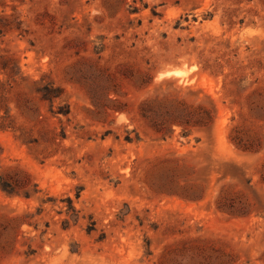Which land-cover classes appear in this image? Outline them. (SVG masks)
<instances>
[{"label":"rangeland","instance_id":"rangeland-1","mask_svg":"<svg viewBox=\"0 0 264 264\" xmlns=\"http://www.w3.org/2000/svg\"><path fill=\"white\" fill-rule=\"evenodd\" d=\"M0 177V264H264V0H0Z\"/></svg>","mask_w":264,"mask_h":264},{"label":"trees","instance_id":"trees-1","mask_svg":"<svg viewBox=\"0 0 264 264\" xmlns=\"http://www.w3.org/2000/svg\"><path fill=\"white\" fill-rule=\"evenodd\" d=\"M149 81L140 79V87L148 86ZM172 84L170 79H165L160 83ZM186 89H189L187 87ZM179 92V91H177ZM92 104L96 106L94 97ZM113 111H120L119 108H112ZM141 117L148 120L157 131L164 129L172 130L174 126L181 127L184 130L190 128H203L209 126L213 121V116L209 110L203 106L189 103L185 98L179 97V94L156 95L155 97L145 99L139 107ZM0 186L3 191L10 194L6 190L7 184L0 177Z\"/></svg>","mask_w":264,"mask_h":264}]
</instances>
